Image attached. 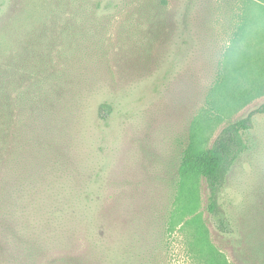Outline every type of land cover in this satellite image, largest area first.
Segmentation results:
<instances>
[{
  "label": "rangeland",
  "instance_id": "rangeland-1",
  "mask_svg": "<svg viewBox=\"0 0 264 264\" xmlns=\"http://www.w3.org/2000/svg\"><path fill=\"white\" fill-rule=\"evenodd\" d=\"M149 1L0 0V82L18 102L0 121V264H210L199 227L227 264H264V73L231 72L238 52L264 48V24L229 52L264 0ZM40 28L57 43L25 73ZM221 73L245 103L213 96ZM61 84L64 116L32 108ZM257 111L219 215L199 181L196 226L177 211L183 150Z\"/></svg>",
  "mask_w": 264,
  "mask_h": 264
},
{
  "label": "trees",
  "instance_id": "trees-1",
  "mask_svg": "<svg viewBox=\"0 0 264 264\" xmlns=\"http://www.w3.org/2000/svg\"><path fill=\"white\" fill-rule=\"evenodd\" d=\"M151 1V0H150ZM148 2V4L150 3ZM153 2L155 0H152ZM264 24V5L259 4V11L256 15H248L245 14L242 16L241 25L238 28V31L235 34L233 47L229 48V52H234L236 50V43L244 40L245 36L249 31L252 32L253 37L256 36V27ZM47 28V27H46ZM42 29V28H40ZM47 29H42L35 32L31 37L32 42H26L23 45V51L25 54L20 55V68L25 73L28 68L36 67L38 65L47 63L46 61L51 56V52L49 48L52 45H56L57 36H49L47 34ZM64 34V33H63ZM34 40L37 42L35 43ZM37 44L40 45L41 50H35ZM264 45V44H263ZM33 47V48H32ZM44 47V49H43ZM45 51L47 54H45ZM246 51L238 52L240 54L239 58L236 57L234 63L232 64V74H235L234 80L237 77H242L245 75H249L251 72L257 71L264 73V48L259 47L255 54L251 55L246 54ZM236 53H233V56ZM247 55L242 58V55ZM46 58V60H45ZM45 60V61H44ZM21 70L19 71L18 80L21 81L23 79V74H21ZM13 72V71H12ZM228 74L224 75L221 73V78L219 81V86H217V92L213 93V96L216 97L221 90L225 91L223 95V103L226 107L238 106L242 101L245 103V99L247 98V93L239 92L240 90H230L225 87V83L228 79ZM16 79V78H15ZM233 79V78H232ZM31 80L39 81L36 75L31 77ZM51 80V76L47 77L45 81L49 82ZM34 82L33 84H35ZM0 121L3 118L9 119V123L11 120L10 116H13L14 109L17 105V98L13 99L11 96V92L7 91V88L3 86V82H0ZM223 84V85H222ZM32 88V87H31ZM29 88L26 92H23L25 96L31 92ZM231 91V92H229ZM258 94H264V82L257 88ZM67 98V90L61 84L59 87L54 88L51 85L48 89H43V92L40 94L38 101L36 94V102H31L32 108L34 110H39L52 114H59L60 117L63 115V111L67 109V105H64V100ZM22 99L19 98V102ZM30 103V100H29ZM106 107L109 105L105 104ZM264 106L259 112H263ZM258 113L253 112L249 114L247 117L239 119L235 122H231L227 124L216 137L214 142L210 147H203L197 141H192L184 150L181 157L180 166L178 169L179 175V195H178V212L181 215H189L192 216L191 222H195V225L198 226V218L194 217L196 211V201L198 200L197 189L198 183L201 180H204L209 189V205L208 211L213 215H219V195L226 181V177L230 173L232 167L238 158L246 151L247 145L244 139V133L249 131L252 127V119L254 114ZM26 114L22 117L26 118V122L28 123L27 128L32 129L31 120L25 117ZM64 116V115H63ZM17 123H20L18 121ZM1 125V123H0ZM1 125L0 127H2ZM3 128V127H2ZM4 132V128L1 129ZM28 135L34 138L37 136V133L33 131L28 132ZM224 227V226H222ZM199 227V231L197 232V239L201 242L204 247L208 245V259L210 264H227L226 259L217 251L214 246H211L204 236L203 228Z\"/></svg>",
  "mask_w": 264,
  "mask_h": 264
}]
</instances>
